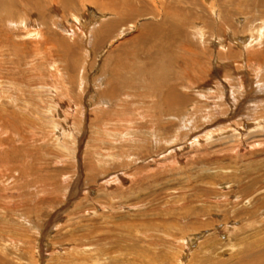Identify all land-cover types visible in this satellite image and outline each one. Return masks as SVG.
Wrapping results in <instances>:
<instances>
[{
    "label": "rangeland",
    "instance_id": "rangeland-1",
    "mask_svg": "<svg viewBox=\"0 0 264 264\" xmlns=\"http://www.w3.org/2000/svg\"><path fill=\"white\" fill-rule=\"evenodd\" d=\"M11 1L0 264L264 251V0Z\"/></svg>",
    "mask_w": 264,
    "mask_h": 264
},
{
    "label": "bare ground",
    "instance_id": "bare-ground-1",
    "mask_svg": "<svg viewBox=\"0 0 264 264\" xmlns=\"http://www.w3.org/2000/svg\"><path fill=\"white\" fill-rule=\"evenodd\" d=\"M31 0H18V2L19 3H21L22 5H23V3H24V5H27L29 2H30ZM92 1V0H91ZM96 2V1H95ZM125 2V1H124ZM8 3V2H7ZM97 3V2H96ZM120 3V2H119ZM126 3V5H131V4H129L127 1L125 2ZM13 2L10 0V5L11 6H13ZM7 5V4H6ZM23 5V6H24ZM101 5H102V3H101ZM121 8H119V7H116V6H114V7H108V10L111 12H114V13H116L117 11H120V10H124L125 8L124 7H126L127 8V6H124L122 3H121ZM16 6V5H15ZM161 6V5H160ZM132 7V6H131ZM135 9V8H134ZM125 11L127 12V10L125 9ZM125 11H123V12H125ZM129 12H127V13H129V14H132V9H129L128 10ZM125 12V13H126ZM164 12V11H163ZM162 13V11L161 10H157V14H161ZM119 15V14H118ZM160 16V15H159ZM129 17V16H128ZM128 17H126V18H128ZM158 23V22H157ZM110 24L112 25V21L111 22H105L103 25L104 26H107L108 28H109V26H110ZM145 26V25H144ZM151 26V25H150ZM149 26V27H150ZM152 27V26H151ZM147 28V27H146ZM147 29H149V30H153V28L152 29H150V28H147ZM158 29V28H157ZM100 33L102 34V32L100 31ZM164 44V43H163ZM166 46V45H165ZM162 57V56H161ZM244 258H242V260H243ZM241 260V259H240ZM241 263L242 264H264V251H261V252H259V253H254L252 256L251 255H249L248 257H246L243 261H241Z\"/></svg>",
    "mask_w": 264,
    "mask_h": 264
}]
</instances>
